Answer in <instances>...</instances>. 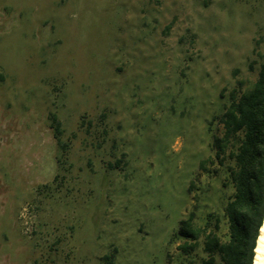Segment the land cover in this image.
<instances>
[{
	"label": "rangeland",
	"instance_id": "rangeland-1",
	"mask_svg": "<svg viewBox=\"0 0 264 264\" xmlns=\"http://www.w3.org/2000/svg\"><path fill=\"white\" fill-rule=\"evenodd\" d=\"M261 63L264 0H0V264H200L175 234L199 194L227 240L200 165Z\"/></svg>",
	"mask_w": 264,
	"mask_h": 264
},
{
	"label": "trees",
	"instance_id": "trees-1",
	"mask_svg": "<svg viewBox=\"0 0 264 264\" xmlns=\"http://www.w3.org/2000/svg\"><path fill=\"white\" fill-rule=\"evenodd\" d=\"M57 135L62 134V124L53 114ZM221 125V134L213 136L215 157L201 162V169L219 163L228 173L234 193L228 198L224 215L229 224V235H220L221 219L215 225H200L197 221L200 195L188 217L180 222L175 234L183 243L179 250L184 256H193L203 243L206 258L200 264H254L260 230L264 223V63L258 68L255 83L248 89L234 88L229 93V104L215 121ZM123 160L116 162L119 167ZM191 184L190 191L194 189ZM227 187L228 184L226 183ZM220 260V261H219Z\"/></svg>",
	"mask_w": 264,
	"mask_h": 264
},
{
	"label": "bare ground",
	"instance_id": "bare-ground-1",
	"mask_svg": "<svg viewBox=\"0 0 264 264\" xmlns=\"http://www.w3.org/2000/svg\"><path fill=\"white\" fill-rule=\"evenodd\" d=\"M255 254L256 255H255L254 264H264V223L260 230V235L258 238Z\"/></svg>",
	"mask_w": 264,
	"mask_h": 264
}]
</instances>
